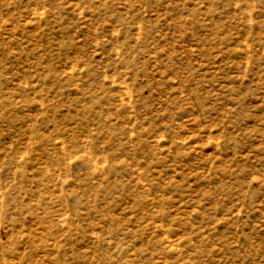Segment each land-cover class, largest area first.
Returning <instances> with one entry per match:
<instances>
[{
  "label": "rangeland",
  "instance_id": "rangeland-1",
  "mask_svg": "<svg viewBox=\"0 0 264 264\" xmlns=\"http://www.w3.org/2000/svg\"><path fill=\"white\" fill-rule=\"evenodd\" d=\"M0 264H264V0H0Z\"/></svg>",
  "mask_w": 264,
  "mask_h": 264
}]
</instances>
